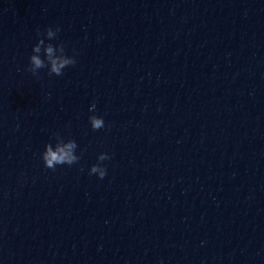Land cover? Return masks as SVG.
Masks as SVG:
<instances>
[{"label": "clouds", "instance_id": "9594fccd", "mask_svg": "<svg viewBox=\"0 0 264 264\" xmlns=\"http://www.w3.org/2000/svg\"><path fill=\"white\" fill-rule=\"evenodd\" d=\"M61 31L59 25L46 26L43 30L37 29L36 43L32 46V53L28 57V66L25 71L38 78L39 70L47 68L49 76H62L65 68L74 66L77 63L76 54L67 55L63 42L56 44L51 42L57 39ZM46 41L49 42L46 43ZM89 111L95 113V104L90 107ZM88 120L93 130H100L105 127L102 116L92 114L88 117ZM53 137L55 144L46 143L44 151L40 154L45 168L55 171L58 165L72 166L77 164L80 156L76 154L78 147L76 141L73 139L66 140L59 133H53ZM110 159L109 154L100 153L97 157V163L91 165L89 175L95 174L99 179H103L107 174V169L102 162Z\"/></svg>", "mask_w": 264, "mask_h": 264}]
</instances>
